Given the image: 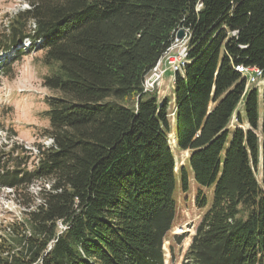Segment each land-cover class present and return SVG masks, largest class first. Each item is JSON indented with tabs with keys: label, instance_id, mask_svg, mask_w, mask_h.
Here are the masks:
<instances>
[{
	"label": "trees",
	"instance_id": "16d2710c",
	"mask_svg": "<svg viewBox=\"0 0 264 264\" xmlns=\"http://www.w3.org/2000/svg\"><path fill=\"white\" fill-rule=\"evenodd\" d=\"M27 4L0 23V55L43 51V85L58 95L46 101L50 145H37L32 169L0 170L4 187L41 181L0 243V264H164L190 176L207 209L181 264H264V85L246 88L235 69L264 76V0ZM179 29L187 56L168 112L169 99L143 85ZM171 134L189 152L177 173ZM23 152L11 158L18 168L33 156Z\"/></svg>",
	"mask_w": 264,
	"mask_h": 264
},
{
	"label": "rangeland",
	"instance_id": "374dc122",
	"mask_svg": "<svg viewBox=\"0 0 264 264\" xmlns=\"http://www.w3.org/2000/svg\"><path fill=\"white\" fill-rule=\"evenodd\" d=\"M18 9H28L27 0H0V23L6 16L15 14ZM24 49L28 47V41L23 43ZM43 51H34L23 55L19 60H15L12 53L0 55V170H3L4 177L11 170L32 169V162H35L37 145L48 146L50 140L44 137V131L49 128V122L44 115L48 110L46 101L49 97L58 93L44 87L43 77L48 75L50 68L42 63ZM151 72L146 75L145 81H151ZM174 76L169 72L163 74V78L151 89L156 92L158 102L164 98L169 99L168 112L172 111L171 97ZM252 87V86H251ZM262 92V87L259 89ZM242 119L244 117V106L240 102L237 111ZM236 114V113H235ZM234 114V115H235ZM259 117L261 121V104L259 105ZM172 126V115H168ZM232 127H241L243 130L248 126L243 120L240 125L236 117L231 121ZM259 141L261 132L257 130ZM169 144L175 162V173L181 165L188 166L189 152L179 151L175 148L173 134L169 136ZM24 149L31 151L29 162L16 167L11 158L18 157L24 161ZM2 154L4 156H2ZM257 179L260 181V166L256 170ZM190 175V174H189ZM41 181L34 183L31 187L25 188L0 185V243L10 231V225L20 222L23 217L27 203L36 197ZM197 187L190 176L189 191L177 190L176 196V221L173 227L167 232L164 244V264H181L183 255L189 245L190 238L194 235V230L201 220L205 210L200 209L195 202ZM210 202L211 190H203ZM34 201L31 206L37 205ZM184 236L181 244H177V238Z\"/></svg>",
	"mask_w": 264,
	"mask_h": 264
},
{
	"label": "built area",
	"instance_id": "2783aa9c",
	"mask_svg": "<svg viewBox=\"0 0 264 264\" xmlns=\"http://www.w3.org/2000/svg\"><path fill=\"white\" fill-rule=\"evenodd\" d=\"M177 32V31H176ZM174 35V40L169 48L164 52L163 56L158 60V63L151 72V81H144V91H152L151 89L157 85V82L163 78V74L169 72L170 74L181 72L187 56L186 40L179 39ZM236 71L240 73L246 80V88L255 86L261 88L264 85V76L260 69L256 67L236 66Z\"/></svg>",
	"mask_w": 264,
	"mask_h": 264
},
{
	"label": "water",
	"instance_id": "95a60500",
	"mask_svg": "<svg viewBox=\"0 0 264 264\" xmlns=\"http://www.w3.org/2000/svg\"><path fill=\"white\" fill-rule=\"evenodd\" d=\"M176 33H177V34H176L177 38H179V39L183 38L184 33L182 32L181 29L177 30ZM262 90H263V88H262ZM261 168H262V165H261Z\"/></svg>",
	"mask_w": 264,
	"mask_h": 264
}]
</instances>
